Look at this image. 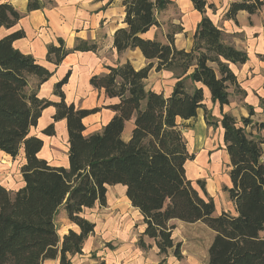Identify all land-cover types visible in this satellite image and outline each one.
I'll list each match as a JSON object with an SVG mask.
<instances>
[{
	"label": "trees",
	"instance_id": "trees-1",
	"mask_svg": "<svg viewBox=\"0 0 264 264\" xmlns=\"http://www.w3.org/2000/svg\"><path fill=\"white\" fill-rule=\"evenodd\" d=\"M114 0H108L110 4ZM202 13L193 48H177L175 35L167 41L144 37L159 26L157 15L173 0H123L124 26L114 32L113 48L119 54L140 49L146 64L137 68L129 60L107 64V71L94 73L89 81L114 112L99 131L87 134L85 118L101 108H82L68 102L63 86L68 70L55 84L59 100L40 97L43 83L54 70L40 64L31 53H23L14 42L23 38V29L0 36V151L15 159L23 154V183L16 190L0 182V264H44L59 259L73 264L72 257L83 253L84 243L93 234L96 222L83 215L85 209L108 205L110 186L125 187L126 196L139 210L144 229L138 247L157 248L163 261L170 254L183 258L182 242L174 239L172 219L203 221L215 235L208 249L207 264H264V121L249 116L237 119L223 110L230 102L229 88L238 86L233 64L245 63L248 53L225 41L222 31L205 13L214 3L191 0ZM28 11L44 8V0H28ZM264 0H238L225 16L236 19L240 10L254 14ZM22 14L9 2L0 3V29H11ZM69 49L62 37L48 45L47 59L56 66L76 51H96L97 44L80 39ZM169 70L176 79L171 91H155L147 86L152 69ZM32 77L36 85L31 83ZM208 90L213 103H219L221 118L206 104ZM55 107L53 122L44 132L55 135V123L65 120L68 165H55L40 156L45 143L33 133L44 110ZM204 110L206 123L223 128V143L229 155L231 185L224 190L234 201L235 211H217L204 179L194 185L187 164L195 160L181 121L196 118ZM133 121L128 139L126 124ZM65 210L77 227L62 236L57 215Z\"/></svg>",
	"mask_w": 264,
	"mask_h": 264
},
{
	"label": "rangeland",
	"instance_id": "rangeland-1",
	"mask_svg": "<svg viewBox=\"0 0 264 264\" xmlns=\"http://www.w3.org/2000/svg\"><path fill=\"white\" fill-rule=\"evenodd\" d=\"M96 3L97 0H44L45 7L49 9H55L57 6L63 4L77 8L75 20L68 25L70 26L69 31L66 29L68 26L62 24V29L59 30L57 28L55 32L59 37L64 38L67 48L72 49L77 43L79 44L81 42L80 39L82 38L90 44L95 42L97 47L101 46V52L99 54L104 61L102 62L100 60L101 63L99 65H95L94 68L88 71L81 70L80 66L76 65L79 62H73L71 64L72 76L70 81L62 88L68 102L73 101L78 107L87 109L94 107L101 108L99 112L91 114L84 120L87 127V134L103 128L107 116L103 115L104 112L102 109H104V105L110 102L102 93H99L93 88L89 81L90 76L97 69H103L108 62H118V60H123L124 57L132 60L138 66L144 62L142 56L137 51L116 54L112 50L110 42L113 37L112 30L119 19L115 13L110 17V19H113L111 25H108L104 19L97 24L93 23L92 18L99 16L101 9L106 11L110 7V4H106V1L98 4V6L102 5V7L97 9L99 7H95ZM61 16V20L66 23V17L64 15ZM157 18L159 19L160 25L153 27L149 33L154 38L165 42L167 41V34L172 32L173 29H176V26L180 22L177 5L171 4L167 9L162 10L157 15ZM93 36H97L95 41H92ZM58 38L56 43H58ZM165 78L166 76L163 77L161 73L152 71L148 85L150 83L162 82L165 89L168 86L167 82L164 84ZM169 79L171 81L173 80L172 78ZM31 83L36 85L35 77H32ZM48 85L50 84L43 86V91L40 88L42 93H46L45 95L50 99L58 98L54 94L55 86L49 88ZM207 102L209 110H212L213 108L211 107L209 99ZM43 113V117L39 120L37 127L32 128L33 133L39 135L44 140L45 146L42 157L49 159L53 164L64 163L68 155L67 133L65 128H63L62 124L58 125L55 123V135L50 136L45 133V127L53 122V115H50L49 111H44ZM181 124L185 137L188 139L189 149L196 154L195 160L188 163V176L193 180L194 185H196L195 181L198 178L205 180L208 193L216 201V213L223 210L230 211L228 210L230 199L228 193L224 190L226 185H231L229 180V160L227 156L225 157V150L223 149L224 143L221 141L218 127L210 129V126L206 123L203 109L199 110L196 118L190 121H181ZM25 162L26 159H24L23 154L13 159L11 156H7L4 152L0 151V180L9 189L15 190L16 187L23 183L21 166ZM196 187L200 189L199 185H196ZM107 203L108 205L105 207H101L98 204L91 209H85L83 212L86 218L96 222V228L90 237V241L88 242L87 240L88 244L85 243L84 254L81 257L87 258L89 261L95 260V264H106L105 256L109 252H122L129 246L130 249H125L128 252L130 250L138 251L141 249L137 247V243L142 233L140 229L143 224L142 217L127 198L124 187L120 185L110 186ZM56 219L59 234L62 236L64 234L63 232L69 230L67 229L69 225L75 227V224L68 218L64 210L57 215ZM170 224L175 225L173 229L174 239L182 242L183 258L178 260L173 254H170L163 261L165 257L158 254L156 247L145 250L143 248L141 249L143 263H140L207 264L208 249L215 235L214 231L203 221L187 222L185 220L172 219ZM57 263L58 260L55 262L48 261L45 264Z\"/></svg>",
	"mask_w": 264,
	"mask_h": 264
},
{
	"label": "crops",
	"instance_id": "crops-1",
	"mask_svg": "<svg viewBox=\"0 0 264 264\" xmlns=\"http://www.w3.org/2000/svg\"><path fill=\"white\" fill-rule=\"evenodd\" d=\"M106 1L108 0H97L95 7H99L97 9H100L102 5L98 6V4H102V2H106ZM206 1L214 3V7L213 8L208 7L205 14L207 16H210L212 20L216 23V25L222 31H224L225 41L232 44L238 49L247 51L248 53V59L246 60L245 63L232 65V68L238 77V86L232 85L229 88V92H231L230 102L226 104L225 106H223L224 107L223 110L226 113L228 112L232 114L234 117H236L239 120L242 118V116H249L250 107H253L254 114L251 117L253 121L254 122L264 121V7L260 11L254 14H249L246 10H240L238 14L236 15L237 16L236 19H233V18H228L227 16H225V13L228 10L230 4L238 0H206ZM2 2L11 3L13 7H15L22 14V18L11 29L2 27L0 29V36L7 35L11 33V31H14L17 29H23L25 32V36L23 38L15 40L14 42L15 47H17L23 53L33 54L40 64H44L46 67H49L50 69L55 71L54 75L50 77L47 81H45V83H43L41 87L42 91L44 88L43 86L45 84L46 85L50 84L48 85L49 88H52L53 86H55L58 79H60L68 70L71 69L72 67L71 64L73 62L75 63L79 62V64H76V65L80 66L81 70L83 69V71L84 70L88 71L89 69L94 68L95 65H99L101 61L102 62L104 61V59H102V57H100V54H99L101 52L100 50L101 46H98L96 51L87 50L88 52H83V51L72 52L57 66L47 59L48 45L50 43H56L57 38L59 37L58 34L55 33L57 28L60 30L62 29V24H65L68 26L69 24H71L72 21L75 20V14L77 11V8L75 6L72 7V6L63 4V5L57 6L55 9H49L48 7H44V8H40L39 10L28 11V7H27L28 0H0V3ZM173 2H174L173 4H176L179 9V17H180L179 24L182 26V29L178 30V32L175 35V45L177 46V48H185L187 50H190L193 48L192 46L194 42V33H195L194 31L198 23L203 18L202 13L195 7L194 2H192L191 0H173ZM109 6L110 7L109 8L107 7L108 9L106 11L101 9L99 16L93 17L92 22L97 24L100 21H102V19H104L105 22L108 23V25H111V22L113 19H110V17L116 13L119 21L113 26L112 34H114L115 30H117L118 27L124 26L125 24L124 19H123L125 16V6L123 4V0H114L113 2L110 3ZM61 14H63L66 17V23H64L61 20L60 18ZM69 27L70 26L66 28L67 31H69L70 29ZM151 29L148 30V32L144 34V37L154 38L149 33ZM92 39H93L92 41H95L97 39V36H93ZM113 40H114V35L110 41L111 48L112 50H114L116 54H118L117 50L113 48ZM133 51H137L142 56L144 62L141 65L138 66L134 64L132 60L125 58V57L121 61L124 62V61L129 60L137 68L147 65L146 58L144 57L140 49H137V48L133 50L128 49L124 51L123 53L125 54V53L133 52ZM72 56H75V57H72ZM115 62H111V63L108 62L107 64H113ZM105 71H107L106 66H104L103 69H97L94 73L100 74ZM152 71H155L156 73H161L163 77L166 76L164 84L167 82L168 84L167 88L164 89L162 82H157L154 84L150 83L148 85L150 81V77L152 75ZM70 78L68 80V83L70 81ZM169 78H172L173 80L171 81V79ZM175 82H176V79L173 77V72L169 70L156 71V69L154 68L151 70L149 77L147 78L148 88H152L155 91L164 92L166 94H168L171 91ZM65 85L63 86V88L65 87ZM41 90L39 93L40 97L42 98L47 97V95H45L46 93H42ZM205 93H206L207 107H208L207 100L209 99V101L211 102V107L213 108L212 114L216 118H221L222 115H221V108L219 106V103L212 102L210 93L208 92L207 89L205 90ZM52 100H55V101L59 100V97L55 99L53 98ZM70 102H73V101H70ZM102 110L104 112L103 115L107 116L104 122L105 124L113 116L114 112L108 108H105ZM44 111H49L50 115H54L55 107L49 106ZM190 120L191 119H188L185 121H190ZM56 124L58 125L62 124L63 128H65L64 119L59 120V122H56ZM128 124L130 127L127 126ZM126 126L127 127L125 128L123 132V137L125 139H128L131 135V132L134 126L133 121H129L126 124ZM213 128H214L213 125L210 126V129H213ZM218 129H219L221 141L223 142V138H222L223 128L220 125ZM66 130L67 129L65 128V131ZM260 134L264 137V129L261 130ZM223 149H224V146H223ZM43 151L44 149L40 153L41 157H42ZM224 153H225V157L227 156V159L229 160L228 153H226V151ZM61 164L68 165V158L66 159L64 163H61ZM61 164H55V165L61 166ZM0 182L6 186V184L3 181L0 180ZM18 187H16V189ZM124 189L126 188L124 187ZM228 206H229L228 210H231L232 212L235 211V204L232 199L229 200ZM137 211L139 212V210ZM70 228L77 230L76 226L73 227L69 225L67 229H70ZM140 229L141 231L144 229L143 224ZM67 231L68 230H66L63 233H66ZM90 237L91 235L87 239L88 242L90 241ZM87 240L85 241V243H87ZM129 247L128 248L126 247L125 249H130ZM139 248L143 249L142 247H139ZM125 249L124 251L118 252V253H112V252L107 253L105 256L106 264H141L140 263L142 262L141 249H139L138 251L130 250V252L126 251ZM83 254L84 253H79L73 256L72 263L73 264H95L96 263L95 260L89 261L87 260V258H82L81 255ZM56 260H58L57 264H61L59 263L60 260L58 258L45 260L44 264L47 263L48 261L55 262Z\"/></svg>",
	"mask_w": 264,
	"mask_h": 264
}]
</instances>
